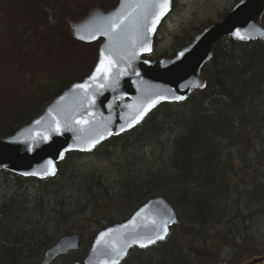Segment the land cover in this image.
Instances as JSON below:
<instances>
[{"label":"trees","instance_id":"16d2710c","mask_svg":"<svg viewBox=\"0 0 264 264\" xmlns=\"http://www.w3.org/2000/svg\"><path fill=\"white\" fill-rule=\"evenodd\" d=\"M191 39L176 35V50ZM29 73L26 92L35 103L0 138L36 118L76 81L54 79L34 67ZM201 76L204 86L183 102L159 105L138 126L89 153L66 154L53 178L0 171V264H40L57 238L73 231L83 237L85 229L94 228L78 250L64 256L70 258L64 264H82L98 230L124 220L153 196L168 200L177 224L164 242L130 251L122 264H240L243 256L262 255L258 241L264 231L253 236L264 228V40L221 38ZM159 113L174 128L160 145L164 159L157 171L129 172L131 155L111 187L82 170L81 160L89 154L109 158L117 149L129 153L155 142L165 124L155 123ZM223 252L231 255L225 258Z\"/></svg>","mask_w":264,"mask_h":264},{"label":"water","instance_id":"95a60500","mask_svg":"<svg viewBox=\"0 0 264 264\" xmlns=\"http://www.w3.org/2000/svg\"><path fill=\"white\" fill-rule=\"evenodd\" d=\"M151 2L118 0L112 9L92 10L73 25L76 40L101 41L95 64L89 74L69 85L36 118L0 138V171L40 180L53 178L67 153L90 152L110 136L139 125L158 105L183 102L193 90L202 88V66L211 58L221 38L242 42L264 40L261 23L264 0H238L222 18L200 30L173 56L146 59L152 51L157 28L171 8L170 0L167 11L156 22L161 10L147 7ZM114 23L120 26L113 28ZM102 52L114 62L108 79L103 71L108 67L107 61L102 71L97 72ZM137 117L140 118L133 122ZM177 221V213L168 200L153 196L125 220L99 230L82 264H112L114 260L121 264L130 250H146L165 241ZM157 234H164V239L157 240ZM78 239L76 233L60 237L46 249L41 264H50L76 250ZM148 239L154 243L148 244ZM121 249L124 255L117 256L116 251ZM263 261L264 256L244 264Z\"/></svg>","mask_w":264,"mask_h":264},{"label":"rangeland","instance_id":"374dc122","mask_svg":"<svg viewBox=\"0 0 264 264\" xmlns=\"http://www.w3.org/2000/svg\"><path fill=\"white\" fill-rule=\"evenodd\" d=\"M237 1L173 0L172 9L161 23L154 49L147 58L171 57L178 50L174 41L176 35L180 38L184 35L193 38L206 25L219 20ZM117 2L118 0H0V133H4L9 126H14L35 103L26 92L29 83H32L29 78L32 67L62 81L70 78L80 80L91 70L100 42H77L72 36V27L92 10L106 11ZM158 115L155 123L165 124L162 134L155 142H145L138 146L140 148L137 151L130 150L129 153L117 149L109 158L89 154L81 160L82 170L94 172L95 176H101L110 186L118 178L121 164L128 158L131 162L132 155L134 161L129 172L131 169L141 172L146 169L157 171L162 158L164 159L160 145L167 143L170 128H174V123L168 116H161V113ZM120 172L126 175V170ZM258 229L260 232L254 233V238L262 237L260 233L264 228ZM92 231L94 228L85 229L81 239H86V234ZM260 243H264V237L258 241V248L264 251V244ZM230 252H223L222 256L228 258ZM262 255L243 256L244 260L240 264ZM69 260L70 258L60 257L54 263L64 264ZM259 264H264V261Z\"/></svg>","mask_w":264,"mask_h":264},{"label":"snow or ice","instance_id":"6c2138e0","mask_svg":"<svg viewBox=\"0 0 264 264\" xmlns=\"http://www.w3.org/2000/svg\"><path fill=\"white\" fill-rule=\"evenodd\" d=\"M169 3H170V0H152V2L150 4H148V5H146V6L147 7H151V8H158V9L161 10L159 12V14L155 17L156 22H159L160 17H162L165 14V12L167 11L168 6H169ZM119 26H120L119 24H115V23L113 24V28H118ZM237 35H239V34L237 33ZM241 38H243V37H241ZM81 39H83V37H81ZM101 57H102L101 58V61H100V65L101 66L97 68V72L100 73L102 71V68L105 65V62L107 61L108 67L106 69H103V71H104V78L105 79H108V73H110L111 68H112L114 62L112 60H108L107 57L105 56V53L104 52L101 53ZM92 79L95 80V79H97V77L94 75L92 77ZM76 87H78V88H84L85 85H77ZM101 87H105V85L102 84ZM177 99H180V97H177ZM145 111H147V109H145ZM143 114L144 113L141 112L140 113V117H142ZM140 117L135 118L133 122H136V120H138ZM77 123H86V121H77ZM56 131L59 132V128H57ZM102 138L103 137H101V139ZM94 143H95V141L93 142V144ZM33 174H35V173H33ZM156 239L157 240L164 239V234H157ZM133 243H135V241H133ZM152 243H154V240L148 239V244H152ZM146 246L147 245H145V244H140V247H146ZM116 255L117 256L124 255L123 250L122 249L121 250H117L116 251ZM112 264H117V262L114 260L112 262Z\"/></svg>","mask_w":264,"mask_h":264},{"label":"bare ground","instance_id":"6f19581e","mask_svg":"<svg viewBox=\"0 0 264 264\" xmlns=\"http://www.w3.org/2000/svg\"><path fill=\"white\" fill-rule=\"evenodd\" d=\"M18 9H19V8H18ZM23 9H24V8H23ZM19 10H20V9H19ZM25 10H26V9H25ZM20 11H21V10H20ZM23 11H24V10H23ZM177 219H178V218H177ZM73 233H76V234L79 235V239H78V248L76 249V250H78V249L80 248V245H81V233H80L79 231H73L71 234H73ZM65 235H67V234H65ZM62 236H64V235H62ZM62 236H60V237H62ZM60 237H59V238H60ZM59 238H57L56 241H57ZM56 241H54V243H55ZM247 241H248V242H247V246H248V247L251 246V245H252V244H251L252 242H250L249 239H247ZM54 243H53V244H54ZM53 244H51L49 247H51ZM49 247H48V248H49ZM48 248H47V249H48ZM76 250H74V251H76ZM45 251H46V250H45ZM45 251H44V252H45ZM43 255H44V253H43ZM254 255H255V254H254ZM84 256H85V255H84ZM263 256H264V255H262V256H255V257H253V258H259V257H263ZM83 258H84V257H83ZM225 258H226V257H225ZM253 258H252V259H253ZM82 261H83V260H82ZM242 264H244V263H242Z\"/></svg>","mask_w":264,"mask_h":264}]
</instances>
